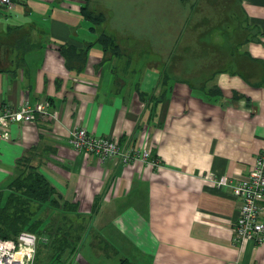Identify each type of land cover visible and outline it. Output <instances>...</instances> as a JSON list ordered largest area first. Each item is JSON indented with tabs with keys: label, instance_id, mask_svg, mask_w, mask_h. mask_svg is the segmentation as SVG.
<instances>
[{
	"label": "crops",
	"instance_id": "1",
	"mask_svg": "<svg viewBox=\"0 0 264 264\" xmlns=\"http://www.w3.org/2000/svg\"><path fill=\"white\" fill-rule=\"evenodd\" d=\"M11 1L12 10L0 7V40L23 30L34 48L20 63L15 51L0 61V105L48 100L57 120L7 129L8 139H0V189L26 159L74 215L99 233L110 227L145 256V264H264V245L233 242L237 202L231 189L264 148V0L237 2L248 34L238 48L239 72L216 74L205 92L168 82L155 105L138 93L158 97L159 72L171 66L185 22L174 45L150 57L146 41L118 36L107 16L92 30L81 13L86 1L94 7L90 0ZM102 31L124 55L95 44ZM210 41L222 46V31H212ZM62 47L73 53L61 55ZM214 87L217 96L210 95ZM75 129L113 139L121 150H146L150 161L102 164L80 155L68 144ZM209 173L229 185L214 187Z\"/></svg>",
	"mask_w": 264,
	"mask_h": 264
},
{
	"label": "trees",
	"instance_id": "2",
	"mask_svg": "<svg viewBox=\"0 0 264 264\" xmlns=\"http://www.w3.org/2000/svg\"><path fill=\"white\" fill-rule=\"evenodd\" d=\"M214 1V7L220 5L217 18H221L223 12L225 21L219 27L214 26L210 32L202 33L199 45L191 50L187 47L185 55L171 56V66L160 71L158 86L160 92L158 97H146V94L139 92L143 102H152L155 105L163 96L168 82H184L192 90L205 92L207 84L220 72L237 73L240 71L241 63L237 61L238 48L248 36L247 31L242 29L241 16L238 14V0ZM217 3V4H216ZM216 4V5H215ZM81 13L85 20L92 25V30L100 28L106 21V15L101 10H94L86 1L81 6ZM233 31H227V27ZM222 31L223 44L216 47L211 44L210 35L214 30ZM9 40H0V61L16 53V62L20 63L26 52L34 47L29 44V36L23 30H18L8 37ZM95 44L100 45L104 52L110 55H124V50L117 44V41L105 32H101ZM73 53L71 48L62 47L61 55ZM176 60V64L174 63ZM0 66H3L0 62ZM1 68V67H0ZM210 95H219V90L214 87ZM19 174L14 177L4 188L0 189V238L16 239L21 232H30L38 238L46 235L50 240L49 244L37 245L35 264H67L66 260L76 249L75 240H79L81 234L87 231L80 217L74 215V208L66 201H62L48 181L37 171V168L30 165L26 159L19 162ZM36 209L32 210V207ZM48 212L46 217L41 215ZM39 214V215H38ZM60 217L59 225L53 226L48 222L50 216ZM77 219L80 223L73 225L71 220ZM57 220V219H55ZM77 221V222H78ZM88 226V225H87ZM119 264H130L127 259H122Z\"/></svg>",
	"mask_w": 264,
	"mask_h": 264
},
{
	"label": "rangeland",
	"instance_id": "3",
	"mask_svg": "<svg viewBox=\"0 0 264 264\" xmlns=\"http://www.w3.org/2000/svg\"><path fill=\"white\" fill-rule=\"evenodd\" d=\"M90 2L94 10H101L106 14L108 17L106 23L110 28L119 31L118 36L139 37L146 41L150 57L152 55L161 57L174 45L179 27L184 25L183 22L185 25L180 37L182 42L176 50L175 57L185 55L184 49L187 47L199 50L202 33L210 32L214 26L219 27L222 24L218 25L220 19L226 20L223 12L221 18H217L220 5L214 7L213 0H90ZM218 2L221 0H217ZM174 63L176 64V60ZM141 66L137 67L139 69L137 74L142 72ZM34 209L36 206L32 207V210ZM47 215L48 212L41 216ZM50 217L47 221L52 222L53 226L61 222L60 217L55 215ZM77 221L74 218L71 220L73 225L80 223ZM83 224L87 231L81 234L78 241L75 240L76 250L68 256L67 264H119L122 259H127L130 264H145V256L137 254L127 243L118 239L115 233L110 232V227L104 234L99 233L88 222ZM52 238L45 234L41 235L38 246L49 244Z\"/></svg>",
	"mask_w": 264,
	"mask_h": 264
},
{
	"label": "built area",
	"instance_id": "4",
	"mask_svg": "<svg viewBox=\"0 0 264 264\" xmlns=\"http://www.w3.org/2000/svg\"><path fill=\"white\" fill-rule=\"evenodd\" d=\"M0 7L7 11L14 8L11 0H0ZM44 119L56 121L50 101L31 105L28 100L19 107L0 105V139H8L7 129L13 124H30ZM68 144L80 155L96 156L102 164L128 165L134 161L147 162L146 150H121L117 142L107 137H95L85 129L69 133ZM150 161V160H149ZM151 165L159 163L152 160ZM214 187L229 185L226 177L207 176ZM232 194L237 202V218L233 225V242L244 244L254 242L264 245V148L258 153L248 176L231 184ZM40 239L33 233L21 232L16 239L0 238V264H35L36 246Z\"/></svg>",
	"mask_w": 264,
	"mask_h": 264
}]
</instances>
